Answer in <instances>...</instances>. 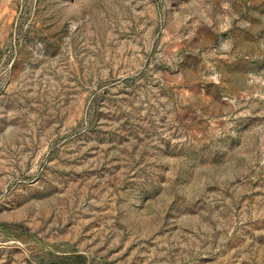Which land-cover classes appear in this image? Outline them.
Wrapping results in <instances>:
<instances>
[{
	"label": "rangeland",
	"instance_id": "obj_1",
	"mask_svg": "<svg viewBox=\"0 0 264 264\" xmlns=\"http://www.w3.org/2000/svg\"><path fill=\"white\" fill-rule=\"evenodd\" d=\"M0 264H264V0H0Z\"/></svg>",
	"mask_w": 264,
	"mask_h": 264
}]
</instances>
